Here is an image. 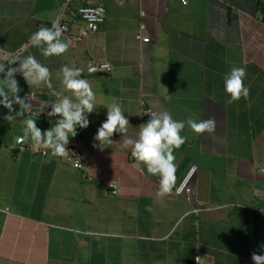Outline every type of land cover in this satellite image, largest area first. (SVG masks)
<instances>
[{
	"label": "crops",
	"instance_id": "1",
	"mask_svg": "<svg viewBox=\"0 0 264 264\" xmlns=\"http://www.w3.org/2000/svg\"><path fill=\"white\" fill-rule=\"evenodd\" d=\"M61 1L0 0V61L33 55L52 74L51 88L15 76L21 98L34 93L37 113L27 116L37 127L59 119L47 116L48 102L71 95L62 67L82 69L97 97L89 127L78 128L80 168L18 151L16 138L30 141L22 118L8 123L0 105V264H253V252L264 254V0H96L105 8L97 31L73 42L78 24L69 14L68 51L46 58L30 36L55 20ZM139 19L143 40L135 39ZM95 61L111 70L86 74ZM233 67L246 69L250 95L228 103L224 78ZM114 99L129 135L150 119L147 109L215 119L211 134L186 125L188 139L174 152L176 182L196 167L188 198L159 197V177L136 167L130 150L93 147Z\"/></svg>",
	"mask_w": 264,
	"mask_h": 264
},
{
	"label": "clouds",
	"instance_id": "2",
	"mask_svg": "<svg viewBox=\"0 0 264 264\" xmlns=\"http://www.w3.org/2000/svg\"><path fill=\"white\" fill-rule=\"evenodd\" d=\"M64 29L53 20L51 27L42 26L30 36V44L41 50L44 57L61 56L69 49L70 42L64 40ZM6 62V63H5ZM18 65V67L14 66ZM20 74L31 86H47L51 88V72L33 55H27L22 60L13 55L7 60L0 61V105L8 110L4 119L12 123L22 118L25 139H30L38 147L48 149L55 156L63 157L68 154L70 138L77 136V129H87L90 121L88 115L97 109V97L92 85L82 78V69L75 66H64L61 69L62 83L71 95L50 101L45 107H50L49 118L59 117L48 130L42 131L37 127L36 119L29 118L31 111L29 96L21 98V91L15 76ZM247 76L243 67H233L224 78V90L230 97L228 103L247 99L250 89L245 85ZM166 92L167 89L165 88ZM171 99V95H167ZM14 105L19 106L15 111ZM106 120L97 129L93 147L103 151L112 145H119L122 150H130L136 167H143L151 176L159 177L157 195L165 197L173 192L176 186V157L175 150L181 148L187 141L182 135L186 125L196 134L213 133L216 129L214 118L196 121L192 118L179 121L168 111H151L150 119L141 124L139 132L129 135V120L125 117L120 103L115 99L106 107ZM114 133L121 135V141H113ZM146 211H152L147 206ZM199 258H197L198 260ZM253 264H264V254H251Z\"/></svg>",
	"mask_w": 264,
	"mask_h": 264
},
{
	"label": "built area",
	"instance_id": "3",
	"mask_svg": "<svg viewBox=\"0 0 264 264\" xmlns=\"http://www.w3.org/2000/svg\"><path fill=\"white\" fill-rule=\"evenodd\" d=\"M180 2L185 3V0H180ZM69 14L73 15L72 21L78 24L77 31L74 32L70 37L73 42H76L81 40L87 34L97 31V29L102 24L105 18V8L101 3L97 2L96 0H62L58 7L55 21H57L60 26L64 29L63 34L68 33L69 31V23L66 19ZM142 16L143 13L139 12V17ZM51 24L42 26L51 27ZM143 30L144 23L143 21H141V19H139L137 22V32L135 34V39H145V36L143 35ZM110 70L111 64L105 61L88 62L85 67V73L88 75L107 73ZM17 77L23 78V76L20 74H17ZM27 96H29L30 103L32 105L34 93L32 91H26L23 94V98ZM149 112H151V110L149 109L142 111V117L150 118V116L147 115ZM36 113L37 112L35 108L32 106L31 111L27 115L35 116ZM77 133L79 134L78 129ZM77 136L74 138H70V143L67 146L69 149L68 154L63 157L55 156L51 153L50 150L36 146L31 140L27 144L24 142L17 143L16 149L18 151H23L26 149L29 152L36 153L40 157H51L59 161L61 160L67 162L74 168H80L81 143L77 140ZM195 169V165H189L187 167L180 180L176 182V186L173 189V194L180 195L185 198L189 197L191 191L189 186V180L192 177ZM108 188L111 194H115L118 191L117 186L112 183L108 184ZM193 264L205 263L201 262L200 260H197L196 258Z\"/></svg>",
	"mask_w": 264,
	"mask_h": 264
},
{
	"label": "trees",
	"instance_id": "4",
	"mask_svg": "<svg viewBox=\"0 0 264 264\" xmlns=\"http://www.w3.org/2000/svg\"><path fill=\"white\" fill-rule=\"evenodd\" d=\"M259 9L262 12V14H264V6L262 4H259Z\"/></svg>",
	"mask_w": 264,
	"mask_h": 264
},
{
	"label": "water",
	"instance_id": "5",
	"mask_svg": "<svg viewBox=\"0 0 264 264\" xmlns=\"http://www.w3.org/2000/svg\"><path fill=\"white\" fill-rule=\"evenodd\" d=\"M19 140H20L19 138H16V139L14 140V144L17 145V143L19 142Z\"/></svg>",
	"mask_w": 264,
	"mask_h": 264
}]
</instances>
